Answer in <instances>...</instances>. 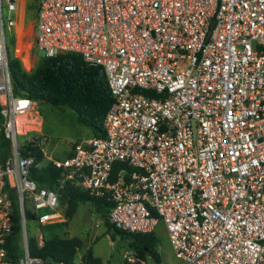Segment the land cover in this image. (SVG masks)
Instances as JSON below:
<instances>
[{
  "label": "built area",
  "instance_id": "obj_1",
  "mask_svg": "<svg viewBox=\"0 0 264 264\" xmlns=\"http://www.w3.org/2000/svg\"><path fill=\"white\" fill-rule=\"evenodd\" d=\"M23 2L0 0V134L8 141L0 160V264H48L29 253L26 203L40 226L65 217L56 192L30 177L34 158L22 152L45 155L40 129L17 127L37 107L13 95L9 69L10 57L20 59ZM32 32L42 57L76 53L101 67L112 98L102 137L49 159L63 180L107 193L118 229L147 233L163 223L186 263L264 264V0H37ZM6 184L19 204L15 259L6 248L13 236Z\"/></svg>",
  "mask_w": 264,
  "mask_h": 264
},
{
  "label": "trees",
  "instance_id": "obj_2",
  "mask_svg": "<svg viewBox=\"0 0 264 264\" xmlns=\"http://www.w3.org/2000/svg\"><path fill=\"white\" fill-rule=\"evenodd\" d=\"M37 10V0H30L28 9ZM13 42L10 39V42ZM9 69L12 77L13 95L25 96L36 102L46 103L54 108L69 109L75 115L76 121L88 127L92 137H102L104 130L102 121L106 111L112 103L108 86L101 67L85 62L80 54L63 53L54 57H41L37 66L26 71L21 61L10 57ZM3 138V137H2ZM4 139V138H3ZM23 155L34 158L30 177L40 187L54 190L59 200V206L64 205V221L47 224L43 228V243L38 244L36 237L28 238L29 253L38 256L48 264H104L94 256L88 248L76 263V255L82 246L78 237H65L61 234L67 221L74 215L79 203L90 202L98 214L103 216L106 230L119 234L127 239L133 255L138 259L151 256L154 263L160 261L157 251L158 239L154 233H130L116 228L109 222L108 214L113 202L106 193L96 196L87 191L80 190L71 181L63 180V170L57 168L51 161L44 162L42 151L34 147H25ZM8 153V141L0 143V160L4 161ZM71 152L67 155H71ZM66 156V157H67ZM4 190L9 193L12 200V228L13 236L7 242L8 256L17 258L20 253V220L19 204L13 188L5 185ZM26 220L35 222V214L25 211ZM121 264H129L125 260ZM136 264H140L138 261Z\"/></svg>",
  "mask_w": 264,
  "mask_h": 264
},
{
  "label": "rangeland",
  "instance_id": "obj_3",
  "mask_svg": "<svg viewBox=\"0 0 264 264\" xmlns=\"http://www.w3.org/2000/svg\"><path fill=\"white\" fill-rule=\"evenodd\" d=\"M30 0H24V18L17 22L16 43L20 47L18 56L25 69H33L43 56V51L34 49L33 27L35 21V8L28 9ZM9 49L12 50L13 42L8 41ZM35 110L27 114V129H40L44 137V162L53 159H62L72 150L74 143L93 136V132L86 126L76 121L75 115L69 109L54 108L46 103H38ZM22 138V137H20ZM4 139L0 134V143ZM64 212V205L61 207ZM30 210V205L26 203V211ZM40 210L39 212H43ZM27 238L38 237L46 234L43 226L36 222L26 220ZM154 233L158 239L157 251L160 261L151 264H191L175 257L169 243L167 231L163 223H159ZM61 234L65 237H78L82 240V246L76 255L78 263L84 252L90 248L94 256L98 257L104 264H121L126 260L127 255L133 254L127 239L115 234L113 230H106L103 216L98 214L90 202L79 203L78 207ZM38 239V238H37Z\"/></svg>",
  "mask_w": 264,
  "mask_h": 264
},
{
  "label": "bare ground",
  "instance_id": "obj_4",
  "mask_svg": "<svg viewBox=\"0 0 264 264\" xmlns=\"http://www.w3.org/2000/svg\"><path fill=\"white\" fill-rule=\"evenodd\" d=\"M17 49L20 52V47L17 46ZM25 119H26L25 115H22V116L18 117L17 127H18L19 131L23 132V131L27 130V128L25 126V123H26Z\"/></svg>",
  "mask_w": 264,
  "mask_h": 264
},
{
  "label": "crops",
  "instance_id": "obj_5",
  "mask_svg": "<svg viewBox=\"0 0 264 264\" xmlns=\"http://www.w3.org/2000/svg\"><path fill=\"white\" fill-rule=\"evenodd\" d=\"M25 122H28V121L25 119Z\"/></svg>",
  "mask_w": 264,
  "mask_h": 264
},
{
  "label": "water",
  "instance_id": "obj_6",
  "mask_svg": "<svg viewBox=\"0 0 264 264\" xmlns=\"http://www.w3.org/2000/svg\"><path fill=\"white\" fill-rule=\"evenodd\" d=\"M211 25H213V21H212V24Z\"/></svg>",
  "mask_w": 264,
  "mask_h": 264
}]
</instances>
